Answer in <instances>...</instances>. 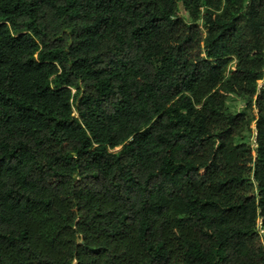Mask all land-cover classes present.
Listing matches in <instances>:
<instances>
[{"label": "trees", "instance_id": "trees-1", "mask_svg": "<svg viewBox=\"0 0 264 264\" xmlns=\"http://www.w3.org/2000/svg\"><path fill=\"white\" fill-rule=\"evenodd\" d=\"M263 237L264 0H0V264H264Z\"/></svg>", "mask_w": 264, "mask_h": 264}, {"label": "rangeland", "instance_id": "rangeland-1", "mask_svg": "<svg viewBox=\"0 0 264 264\" xmlns=\"http://www.w3.org/2000/svg\"><path fill=\"white\" fill-rule=\"evenodd\" d=\"M247 100H248L247 97L229 95L226 100V111L231 114L241 113V114H245V116L247 117H252L253 113L250 110H248L246 107ZM241 142H246L249 143L250 145L253 144V133H245L243 138L241 139Z\"/></svg>", "mask_w": 264, "mask_h": 264}]
</instances>
